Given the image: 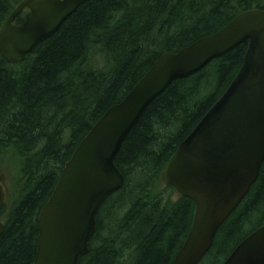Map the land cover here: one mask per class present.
<instances>
[{"label": "trees", "instance_id": "16d2710c", "mask_svg": "<svg viewBox=\"0 0 264 264\" xmlns=\"http://www.w3.org/2000/svg\"><path fill=\"white\" fill-rule=\"evenodd\" d=\"M24 0H0V29ZM264 0H91L26 59L0 56V169L12 174L0 209V264H34L38 215L61 169L100 117L161 55L213 35ZM27 10L14 22L21 25ZM246 44L173 82L131 131L115 164L123 187L101 206L79 264H171L195 204L163 181L176 147L219 99ZM264 225V162L248 194L217 230L199 264H222Z\"/></svg>", "mask_w": 264, "mask_h": 264}, {"label": "water", "instance_id": "95a60500", "mask_svg": "<svg viewBox=\"0 0 264 264\" xmlns=\"http://www.w3.org/2000/svg\"><path fill=\"white\" fill-rule=\"evenodd\" d=\"M91 0H24L0 29V56L22 63ZM27 10L21 25L14 22ZM243 62L219 99L176 147L164 178L195 204L191 228L171 264H199L217 230L256 182L264 162V10L245 11L217 33L156 59L144 76L92 126L61 169L38 215L34 264H79L89 252L103 203L124 185L116 157L150 104L240 45ZM6 202L0 184V209ZM4 223L0 221V237ZM222 264H264V225Z\"/></svg>", "mask_w": 264, "mask_h": 264}, {"label": "rangeland", "instance_id": "374dc122", "mask_svg": "<svg viewBox=\"0 0 264 264\" xmlns=\"http://www.w3.org/2000/svg\"><path fill=\"white\" fill-rule=\"evenodd\" d=\"M12 174L9 168L3 167L0 169V184L3 186L5 190V196L7 197L8 194L11 191L12 187ZM163 181L165 182L164 176H163ZM178 194L176 192L172 193V198L177 199Z\"/></svg>", "mask_w": 264, "mask_h": 264}]
</instances>
